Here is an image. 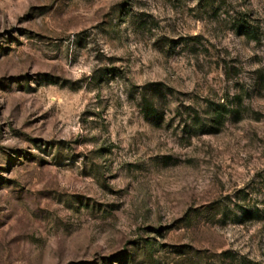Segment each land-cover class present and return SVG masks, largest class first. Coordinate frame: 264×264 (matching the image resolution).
<instances>
[{
    "label": "rangeland",
    "instance_id": "obj_1",
    "mask_svg": "<svg viewBox=\"0 0 264 264\" xmlns=\"http://www.w3.org/2000/svg\"><path fill=\"white\" fill-rule=\"evenodd\" d=\"M0 264H264V0H0Z\"/></svg>",
    "mask_w": 264,
    "mask_h": 264
},
{
    "label": "trees",
    "instance_id": "obj_2",
    "mask_svg": "<svg viewBox=\"0 0 264 264\" xmlns=\"http://www.w3.org/2000/svg\"><path fill=\"white\" fill-rule=\"evenodd\" d=\"M153 87L149 89H145L141 94V109L146 116H158L160 115V109L156 103V98L163 93L164 89L160 83H153ZM149 90V93H147ZM219 108H215L214 110H218ZM203 125H199V129H202Z\"/></svg>",
    "mask_w": 264,
    "mask_h": 264
}]
</instances>
